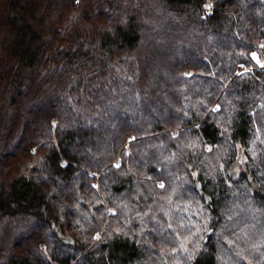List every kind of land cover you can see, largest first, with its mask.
<instances>
[{
  "label": "trees",
  "instance_id": "trees-1",
  "mask_svg": "<svg viewBox=\"0 0 264 264\" xmlns=\"http://www.w3.org/2000/svg\"><path fill=\"white\" fill-rule=\"evenodd\" d=\"M209 1L0 0V264H264V0Z\"/></svg>",
  "mask_w": 264,
  "mask_h": 264
},
{
  "label": "rangeland",
  "instance_id": "rangeland-1",
  "mask_svg": "<svg viewBox=\"0 0 264 264\" xmlns=\"http://www.w3.org/2000/svg\"><path fill=\"white\" fill-rule=\"evenodd\" d=\"M207 4V6L209 7H213V4L207 0V2H205ZM260 43H263V42H260ZM259 43V44H260ZM258 44V45H259ZM263 47V45L261 46ZM262 51V50H261ZM253 57L255 59V61L258 63V61L260 62V58H261V55H260V52H259V49H258V46H257V51H255L253 53ZM242 160V155L240 153V155L237 157V162H235L234 164H232V166L229 167V173L232 175V176H235L236 174H238V171L240 170V168L242 167V164L240 163V161ZM157 184L158 185H162V182L161 181H157ZM94 185L97 187V181L94 182ZM92 213V212H91ZM100 236V233H97L95 234V238L98 239ZM44 247V246H43ZM247 263V262H246ZM250 263V262H248Z\"/></svg>",
  "mask_w": 264,
  "mask_h": 264
},
{
  "label": "built area",
  "instance_id": "built-area-1",
  "mask_svg": "<svg viewBox=\"0 0 264 264\" xmlns=\"http://www.w3.org/2000/svg\"><path fill=\"white\" fill-rule=\"evenodd\" d=\"M211 11V7L209 6H207V12H210ZM263 45V47H261ZM258 49H259V52H260V55H261V58H260V62L258 61V65H257V67L259 68V69H263L264 68V42L263 43H260L259 45H258ZM262 50V51H261ZM240 69H248V70H250V71H252V68L251 67H244V66H240L239 67V70Z\"/></svg>",
  "mask_w": 264,
  "mask_h": 264
},
{
  "label": "water",
  "instance_id": "water-1",
  "mask_svg": "<svg viewBox=\"0 0 264 264\" xmlns=\"http://www.w3.org/2000/svg\"><path fill=\"white\" fill-rule=\"evenodd\" d=\"M52 225H53V227L56 229V233L62 238V241L64 242V243H68V244H72V243H74V238L71 236V235H69V234H63L62 232H61V230L60 229H58L55 225H54V222H52ZM246 264H251V263H246Z\"/></svg>",
  "mask_w": 264,
  "mask_h": 264
}]
</instances>
